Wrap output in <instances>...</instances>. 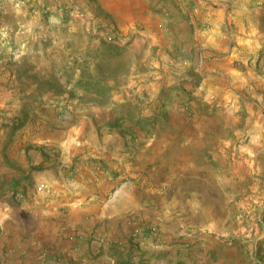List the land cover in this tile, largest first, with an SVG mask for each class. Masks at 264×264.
Wrapping results in <instances>:
<instances>
[{
    "label": "crops",
    "instance_id": "crops-1",
    "mask_svg": "<svg viewBox=\"0 0 264 264\" xmlns=\"http://www.w3.org/2000/svg\"><path fill=\"white\" fill-rule=\"evenodd\" d=\"M14 1L0 0V7H17ZM167 1L119 0L106 9L123 31L141 24V35L128 49L150 47L155 64L160 63V43L176 40L166 37L181 36L203 47L199 68L209 65L215 70L209 74L225 76L230 86L249 87L257 100L247 104L262 110L264 119V41L254 35L250 21L238 16L243 7L227 0ZM163 6L167 15L158 11ZM161 21L168 27L162 28ZM107 46L97 43V52L110 58ZM148 74L136 63L128 73L116 74L123 84L115 78L108 83L94 79L106 84L107 97L94 90L90 99L72 98L70 85L64 94L50 97L42 105L44 113L32 121L15 125L0 117V264H234L236 247L218 236L225 217L190 210L207 201L197 190L208 182L211 170L188 157L195 151L188 149L195 147L194 135L158 130L144 138L139 151H132L127 136L109 123L121 115L118 107L126 109L132 101L127 94L121 97L122 92L134 95L139 104L145 93L149 109L160 117V70L151 73L150 83H128ZM210 90L223 95L226 87L215 84ZM4 102L0 100V108ZM170 105L180 107L179 100ZM173 121L181 123L177 115ZM261 124L260 118L253 127L258 142L264 140ZM97 162L105 163L113 176L102 175ZM166 180L171 181L169 192L162 190ZM168 204L175 208L165 210ZM235 264H244L243 255Z\"/></svg>",
    "mask_w": 264,
    "mask_h": 264
},
{
    "label": "rangeland",
    "instance_id": "rangeland-1",
    "mask_svg": "<svg viewBox=\"0 0 264 264\" xmlns=\"http://www.w3.org/2000/svg\"><path fill=\"white\" fill-rule=\"evenodd\" d=\"M113 1L116 5L119 2L15 0V4L19 2L17 7H0V88L5 90L0 94V100H5L0 117L14 124L32 121L44 113L42 105L50 97L64 94L70 85L73 87L68 92L72 98L90 99L94 90L107 97L110 92L106 84L96 83L94 79L108 83L115 78L118 85L123 84L122 76L116 74L128 73L136 63L140 72L149 74L134 76L128 81L135 87L150 83L151 73L160 70V117L156 109H149L145 93L139 97L145 102L139 104L134 95L122 92L121 97L127 94L132 101L126 109L118 107L116 110L121 115L109 123L127 136L128 148L132 151H139L147 142L144 138L158 130L194 135L195 147L188 145V149L195 151H190L188 157L209 165L211 170L207 173L208 182L204 186L199 184L201 188L197 190V194L208 196L207 201L190 210L225 217L218 236L236 247L234 264L241 255L244 264H264V140L254 139L253 128L261 118L264 132V119L262 110L247 104L257 100V96L247 91V86H230L225 76L218 78L209 74L215 71L209 65L200 69L205 49L192 45L188 38L166 37L176 40L170 44L160 43L159 64L154 63L156 53L148 46L130 51L129 47L133 49V46L128 47L130 42L141 35V24L123 31L106 9ZM227 1L234 4L233 7H243L238 16L250 21L254 35L264 41V0ZM218 3L217 6H222ZM166 9L163 6L158 11L167 15ZM33 18L36 25L30 28L29 21ZM160 26L168 27L163 22ZM99 42L110 44L104 47L112 53L110 58L105 57L104 52H97ZM262 45L261 56L264 57ZM132 52L137 53L135 57ZM97 58L98 62L94 63ZM241 64L245 69L246 62L241 61ZM215 84L225 86L226 92L215 95L216 90H210ZM78 87H86L90 92L82 94ZM260 92L264 93V88ZM177 99L180 107L174 108L170 104ZM253 110L257 120L252 117ZM174 115L181 123L173 121ZM119 117H122L120 121ZM143 133L146 135L142 139ZM95 168L105 177L113 176L105 163H98ZM170 186L171 181L166 180L162 190L169 192ZM169 204L164 207L167 211L175 208ZM229 259L232 260L230 255Z\"/></svg>",
    "mask_w": 264,
    "mask_h": 264
},
{
    "label": "trees",
    "instance_id": "trees-1",
    "mask_svg": "<svg viewBox=\"0 0 264 264\" xmlns=\"http://www.w3.org/2000/svg\"><path fill=\"white\" fill-rule=\"evenodd\" d=\"M121 119H122V117H119V118H118V121H120ZM138 123H140V124H141V121H138ZM114 126H118V125H117V124H115ZM39 168H41V167H38V169H39Z\"/></svg>",
    "mask_w": 264,
    "mask_h": 264
},
{
    "label": "built area",
    "instance_id": "built-area-1",
    "mask_svg": "<svg viewBox=\"0 0 264 264\" xmlns=\"http://www.w3.org/2000/svg\"><path fill=\"white\" fill-rule=\"evenodd\" d=\"M17 4H19V2H17ZM152 232L157 233L156 227L153 228V231Z\"/></svg>",
    "mask_w": 264,
    "mask_h": 264
}]
</instances>
